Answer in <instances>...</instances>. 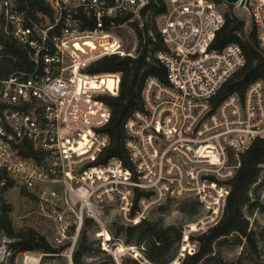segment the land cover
Returning a JSON list of instances; mask_svg holds the SVG:
<instances>
[{
	"label": "built area",
	"instance_id": "built-area-1",
	"mask_svg": "<svg viewBox=\"0 0 264 264\" xmlns=\"http://www.w3.org/2000/svg\"><path fill=\"white\" fill-rule=\"evenodd\" d=\"M45 2L51 18L32 26L24 25L13 1L0 3V31L26 49L30 64L8 72L0 66V189L12 181L54 221L71 218L75 230L62 253L18 252L16 264H43V257L59 255L62 263L48 264H73L86 218L97 225L103 252L113 260L134 257V243L113 237L112 224L135 226L166 203L196 201L203 216L173 235L171 261L180 262L198 251L195 236L220 220L239 155L253 139L264 138L262 81L214 104L221 86L243 66L242 50L233 43L212 46L224 23L213 1L162 0L165 10L155 22L165 49L155 56L166 83L147 76L142 108L125 121L130 168L117 157L99 161L111 115L102 97L118 94L121 73L87 70L105 56L136 55V27L149 15L141 14L149 0ZM243 11L264 48V0H245ZM124 34L133 39L130 48ZM2 50L0 41V61ZM107 211L112 222L102 218ZM12 241L0 235V264H8Z\"/></svg>",
	"mask_w": 264,
	"mask_h": 264
},
{
	"label": "trees",
	"instance_id": "trees-1",
	"mask_svg": "<svg viewBox=\"0 0 264 264\" xmlns=\"http://www.w3.org/2000/svg\"><path fill=\"white\" fill-rule=\"evenodd\" d=\"M15 8L23 14L24 25L42 24L44 18L50 19L52 12L45 0H12ZM219 5L222 0H211ZM165 6L162 0H149L142 10L149 11L144 19L142 27H136L138 41L137 52L134 57L118 55L105 56L90 64L88 72L91 74L103 72L121 73L119 91L116 96L106 95L102 99L110 107L109 122L104 128L109 142L102 150L99 161L110 157L121 159L125 167L130 168L127 151L124 147L126 119L134 112L142 108L141 92L147 76H155L166 83L165 68L155 54L165 49L155 22V17L164 12ZM224 23L216 33L212 46L221 49L226 44H237L244 55V64L240 67L220 88L214 97V104L231 93L242 96L247 87L256 80H261L264 86V48L257 41L256 29L252 25L248 30L245 23L227 10L223 13ZM0 41L3 44L1 54L3 58L0 66L11 69L29 68L27 51L19 46L10 36H3L0 31ZM264 138L253 139L248 147L239 155V166L230 180V192L226 198L220 220L206 231L199 233L195 239L199 242V249L192 255L185 256L180 264H245L241 259L227 262L216 253V248L228 242L229 237L234 236L237 244L242 243L243 252L254 255L249 259L250 264H264V256L259 250V233L250 223L249 217L254 213H264V202L261 195L264 191ZM9 181L5 188L13 187ZM26 194V191L22 192ZM30 195L29 193H27ZM140 194V193H139ZM31 196V195H30ZM4 199H0V235L6 234L12 238L10 263H14V257L18 252L30 253H58L68 246V243L53 246L34 228L24 231L12 229L6 215L10 207ZM36 200V199H34ZM199 207L196 201H190L182 211ZM160 210H166L163 206ZM95 225L92 219L86 218L80 230L77 245L72 254L73 264H107V262H90L84 259L92 250L94 242L89 239L86 228ZM111 235L124 233L125 242H133L139 251L150 261L156 263L168 262L174 255L173 235L178 229L174 225L165 226L161 220L156 222L141 221L135 226H115ZM75 225L69 228L73 234ZM264 255V254H263ZM46 259V257L44 258ZM134 264L137 262L132 261ZM259 262V263H258ZM261 262V263H260Z\"/></svg>",
	"mask_w": 264,
	"mask_h": 264
},
{
	"label": "rangeland",
	"instance_id": "rangeland-1",
	"mask_svg": "<svg viewBox=\"0 0 264 264\" xmlns=\"http://www.w3.org/2000/svg\"><path fill=\"white\" fill-rule=\"evenodd\" d=\"M3 0H0V3ZM12 1V0H11ZM221 12L231 10L234 15L238 18L242 19L245 23V29H249L251 25V21L249 16L245 13V11H240L234 5H227L223 2L218 5ZM127 34V33H126ZM124 34L125 37V46L130 48L132 46L133 39L130 36ZM105 83V82H104ZM264 174V170L263 173ZM22 189H19L18 186H13L11 188L0 189V199L3 198L4 202L8 204L10 210L8 211L6 217L11 224V227L15 231H24L27 228L36 229L41 235H44L53 246L57 247L63 243L68 241V238L71 233L69 232L70 226L73 224L71 218H65L61 223L56 222L52 219L51 215L47 211L46 208H41L38 206L37 201H35L32 197H24L22 194ZM189 200L182 201L177 205L172 203H166L163 207L166 209L164 211L159 208L154 209L150 212L147 219L150 222H156L161 220L165 226L174 225L176 229H182L186 225H191L196 222L200 217L203 216V210L199 206L194 209L184 210V206L189 204ZM103 219L112 222L114 219V214L112 211H107L103 213ZM250 223L253 225L254 229L259 231V240L262 238V242H259V250L262 258L264 255V216L260 213H254L251 216ZM96 224L88 226L86 228L87 235L89 239L94 242L92 245V250L86 255L84 258L87 263L90 262H107V264H134L132 261L143 262L144 259H147L150 264H159L153 261H150L144 254H142L139 249L133 244L132 248L136 250V254L134 257L132 256H124L121 259L116 258L115 260L107 254L103 252L98 247V238L95 236ZM112 231L116 230V227H110ZM178 231V230H177ZM80 236V233H79ZM121 239H125L124 233L117 234ZM242 243L237 244L235 237H229L228 242L224 245H221L219 248H216V253H218L224 261L231 262L241 259L243 263L250 264L249 259L254 258V255H250L248 252H243ZM64 250V249H63ZM63 250L58 253H62ZM251 257V258H249ZM55 263H62L64 261V257L59 255L56 256L53 260ZM51 259H42L43 264H48L53 262ZM174 261L169 260L168 262L160 263V264H180V262L173 263ZM259 263V262H258ZM261 263V262H260ZM8 264L10 263V257L8 260ZM16 264V257H14V263ZM202 264H209L202 263Z\"/></svg>",
	"mask_w": 264,
	"mask_h": 264
},
{
	"label": "water",
	"instance_id": "water-1",
	"mask_svg": "<svg viewBox=\"0 0 264 264\" xmlns=\"http://www.w3.org/2000/svg\"><path fill=\"white\" fill-rule=\"evenodd\" d=\"M225 4L227 5H234L237 1L239 0H223ZM245 0H240L239 5L236 7L238 10L242 11L243 10V5H244Z\"/></svg>",
	"mask_w": 264,
	"mask_h": 264
},
{
	"label": "bare ground",
	"instance_id": "bare-ground-1",
	"mask_svg": "<svg viewBox=\"0 0 264 264\" xmlns=\"http://www.w3.org/2000/svg\"><path fill=\"white\" fill-rule=\"evenodd\" d=\"M35 201H37V204H39L40 205V207H42L43 206V204L42 203H40L38 200H35ZM76 218V217H75Z\"/></svg>",
	"mask_w": 264,
	"mask_h": 264
}]
</instances>
